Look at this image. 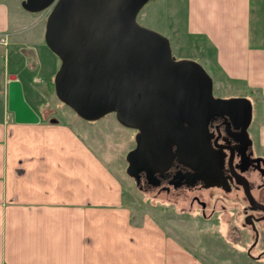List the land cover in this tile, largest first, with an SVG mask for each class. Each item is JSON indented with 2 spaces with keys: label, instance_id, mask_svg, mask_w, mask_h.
Segmentation results:
<instances>
[{
  "label": "crops",
  "instance_id": "1",
  "mask_svg": "<svg viewBox=\"0 0 264 264\" xmlns=\"http://www.w3.org/2000/svg\"><path fill=\"white\" fill-rule=\"evenodd\" d=\"M154 1L152 21L173 48L187 41L213 77L264 108V0ZM22 2L0 0V32L12 33L0 47V264H206L151 213L134 216L119 175L70 123L15 121L8 85L22 80L10 59L40 74L45 40L39 13ZM58 68L53 61L48 79L33 80L44 84L32 97L40 110ZM258 126L264 150V114Z\"/></svg>",
  "mask_w": 264,
  "mask_h": 264
},
{
  "label": "water",
  "instance_id": "2",
  "mask_svg": "<svg viewBox=\"0 0 264 264\" xmlns=\"http://www.w3.org/2000/svg\"><path fill=\"white\" fill-rule=\"evenodd\" d=\"M149 1L22 2L29 12L49 11L44 38L61 62L54 76L59 100L84 120L114 113L136 130L127 174L137 185L141 173H162L175 159L209 168L210 120L244 108L250 122L253 112L249 97L216 96L213 77L200 62L176 58L169 37L139 22ZM8 109L17 123L40 122L16 78L8 85Z\"/></svg>",
  "mask_w": 264,
  "mask_h": 264
},
{
  "label": "flooded vegetation",
  "instance_id": "3",
  "mask_svg": "<svg viewBox=\"0 0 264 264\" xmlns=\"http://www.w3.org/2000/svg\"><path fill=\"white\" fill-rule=\"evenodd\" d=\"M255 114L253 102L250 122L244 108L210 120V149L204 159L209 168H193L175 159L162 173H141L138 186L156 200L179 206L182 213L227 226L231 242L248 236L245 251L260 261L264 260V150L254 133Z\"/></svg>",
  "mask_w": 264,
  "mask_h": 264
},
{
  "label": "rangeland",
  "instance_id": "4",
  "mask_svg": "<svg viewBox=\"0 0 264 264\" xmlns=\"http://www.w3.org/2000/svg\"><path fill=\"white\" fill-rule=\"evenodd\" d=\"M152 2L154 3L155 1L150 0L144 6L138 16V20L141 24L160 32L161 26L152 21V16H154V11H151ZM48 14L49 11L39 12L42 20L41 27L39 26L41 28L39 32L41 36L45 32ZM183 44L184 46L182 47L175 45L174 48L172 47L174 56L178 59H193L202 64L200 58L191 54L188 42L184 41ZM38 45L41 53L39 55L42 71L40 74L31 71L27 67L25 58L19 64H16L11 59L9 62L11 70L19 71L21 75L20 78L24 85L23 89L27 102L40 117L61 119L70 123L99 152L121 178L126 204L130 207L134 216L138 215V218H140L144 213H151L164 225L172 238L180 240L188 249L196 252V255L206 264H264L263 259L255 261L247 255L245 248L249 242L248 236L246 238L244 235L242 242H237L241 237L239 240L231 242L229 241L232 239L228 237L230 234L227 232V226H217L213 220H204L200 215L182 213L179 206L167 205L162 200H156L152 195L139 188L135 180L127 174V155L136 146V130L122 125L114 113L107 114L96 121L84 120L74 110L59 100L53 88H51L50 94H46V96L39 95L40 101L43 102H41L43 108L40 110L36 104L37 100L33 98L36 90L40 87L42 88L44 84L38 83L34 85L33 80L35 77L46 80L47 77L44 76V73L50 66H53V61H56L59 66L60 64L58 56L50 50L45 40H42ZM202 65L204 66L205 64ZM209 73L211 75V72ZM213 80L214 93L219 97L251 96V94L243 93L239 88L229 85L225 82L222 75L214 73ZM252 97L255 101L257 125L254 128V133L256 134L258 125L263 119L264 108L256 94Z\"/></svg>",
  "mask_w": 264,
  "mask_h": 264
},
{
  "label": "built area",
  "instance_id": "5",
  "mask_svg": "<svg viewBox=\"0 0 264 264\" xmlns=\"http://www.w3.org/2000/svg\"><path fill=\"white\" fill-rule=\"evenodd\" d=\"M11 37V32H0V47L7 50L11 44Z\"/></svg>",
  "mask_w": 264,
  "mask_h": 264
},
{
  "label": "trees",
  "instance_id": "6",
  "mask_svg": "<svg viewBox=\"0 0 264 264\" xmlns=\"http://www.w3.org/2000/svg\"><path fill=\"white\" fill-rule=\"evenodd\" d=\"M50 87L53 88V89H55L54 88V79L53 78H52V81L50 82Z\"/></svg>",
  "mask_w": 264,
  "mask_h": 264
}]
</instances>
